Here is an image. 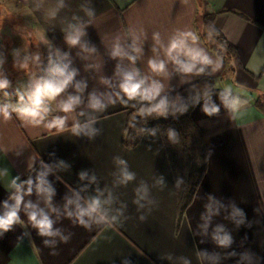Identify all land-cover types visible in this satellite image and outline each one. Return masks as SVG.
Returning <instances> with one entry per match:
<instances>
[{
	"label": "crops",
	"instance_id": "obj_1",
	"mask_svg": "<svg viewBox=\"0 0 264 264\" xmlns=\"http://www.w3.org/2000/svg\"><path fill=\"white\" fill-rule=\"evenodd\" d=\"M0 6L14 15L0 10V80L12 86L18 80L3 64L17 66L9 57L25 46L28 36L16 26L22 21L52 50L55 63L43 83L60 79L57 68L75 73L47 102L40 124L12 110L21 96L27 103L34 80L23 82L28 92L7 87L12 94L0 100V107L10 105V119L0 114V217L16 203L13 180L23 198L19 222L0 229V264H264V112L255 104L264 94V0L201 6L197 0H0ZM199 12H214V25L235 45L230 64L200 38ZM186 32L198 37L189 46L211 61L197 62L190 73L166 53ZM150 60L163 61L164 71L154 72ZM128 73H138L144 87L159 85L154 100L202 78L216 80V90L191 113L208 167L179 225L176 183L158 127L144 131L134 147L123 142L129 113L154 101L125 96L120 85ZM69 97L79 103L62 112ZM93 98L102 107L92 108ZM54 117H66L62 129L46 126ZM93 200L99 209L82 225L77 214ZM32 211L53 221L54 235L39 234Z\"/></svg>",
	"mask_w": 264,
	"mask_h": 264
},
{
	"label": "trees",
	"instance_id": "obj_2",
	"mask_svg": "<svg viewBox=\"0 0 264 264\" xmlns=\"http://www.w3.org/2000/svg\"><path fill=\"white\" fill-rule=\"evenodd\" d=\"M197 1L200 6L206 2ZM214 15V12H199L196 17L197 30L200 38L230 64L238 52L235 45L214 25ZM215 90L214 78H202L129 113L123 136L126 146L134 147L142 133L152 126H157L160 130L176 183L178 225L193 202L208 167L204 135L191 113L200 100L210 96ZM11 94L7 89H0V100ZM160 101L166 103L163 113L148 111ZM255 104L264 112V94L255 98Z\"/></svg>",
	"mask_w": 264,
	"mask_h": 264
},
{
	"label": "clouds",
	"instance_id": "obj_3",
	"mask_svg": "<svg viewBox=\"0 0 264 264\" xmlns=\"http://www.w3.org/2000/svg\"><path fill=\"white\" fill-rule=\"evenodd\" d=\"M155 39H159V34H154ZM188 39H191L193 44L198 40V37L191 33L186 32L182 33L180 37L173 38L166 49L167 56L176 64H178L182 71L186 73H190L195 68L197 62L202 64H209L211 61L209 58L202 53V50L189 46L187 43ZM69 42L73 45L78 43V37L70 38ZM134 51H139L138 48H134ZM114 55L119 54V50L113 53ZM180 56H185L188 59V62H183L180 60ZM129 59L134 63L136 57L130 56ZM149 67L154 72H163L165 68V64L163 61H149ZM219 67V64L217 65ZM199 71H203V69H199ZM55 73L60 79L56 81H46L43 84H37L35 89L28 95L27 103L24 102V97H20V106L13 107L12 110L17 113V115L21 119H27L33 122L34 124H40L45 115L49 112V108L47 107V102L53 101L59 96L71 82L74 72H67L65 68H57ZM138 73H128L124 77L123 83L120 85L121 91L128 97V99H134L139 96L141 99L146 100H154L156 96L159 95V85L153 84L152 87H144L145 81L144 79L137 80L136 76ZM9 85L7 80H0V89H5ZM79 103V97H69L67 102H63L60 105V110L62 112L68 113L73 111L74 106ZM92 108H100L102 105L99 100L93 98V102L90 105ZM236 102L233 103V107L235 108ZM10 105H5L4 107H0V114L4 116V118L10 119V113L8 108ZM166 110L165 101H160L159 104L155 105L153 108L148 111H157L163 113ZM205 111H209L205 108ZM212 112L217 111L216 108L211 109ZM66 117H54L53 120L46 125L48 128H57L62 129L65 123ZM78 128L79 125L74 126ZM125 180H131L132 176L129 174H125ZM29 188L28 193H31V180L28 182ZM13 186L17 188V195H15V205L5 213L4 216L0 217V229L7 231L10 226L14 223L19 222L18 211L20 210V205L22 203V196L19 194L20 187L16 185V181H12ZM42 187H38V191H44ZM99 201L93 200L92 203L88 205L86 209H80L77 217L80 224L86 226V222L84 221V216H91L93 213H96L99 209ZM7 208V204H5ZM32 207L31 204L25 205V208ZM71 215V214H70ZM29 220L32 222L33 226L39 230V234L42 236H51L54 235L52 231L53 221L49 219V217L45 214L37 213L36 211H32L28 214ZM227 242V238L220 241L221 244Z\"/></svg>",
	"mask_w": 264,
	"mask_h": 264
},
{
	"label": "rangeland",
	"instance_id": "obj_4",
	"mask_svg": "<svg viewBox=\"0 0 264 264\" xmlns=\"http://www.w3.org/2000/svg\"><path fill=\"white\" fill-rule=\"evenodd\" d=\"M0 10L6 11V9L2 6H0ZM9 12H4V17H10L14 16L13 14L8 15ZM18 29H21V32L23 31L28 37L25 39V46L20 48V54L18 56H12L11 58L14 63L16 61L17 66L11 69V67L4 63L3 66L5 68V72L7 74H14L15 77L18 76V80L14 81V86L8 85V88L12 89L14 87L17 88V90H26V86L24 83H27V81L31 82L32 80L35 81V86L37 84H42L44 80L47 78V75L50 74L51 69L53 68V65L55 63L54 56L52 55V50L50 47L46 44L44 46H41L39 44V41L35 38L34 33L30 30V28L26 27V22H19L17 25ZM24 41H19V43ZM20 45V44H19ZM20 45V46H21ZM18 58H20L18 60ZM7 62V61H6ZM233 72L239 75L241 72L240 64H234L233 65ZM43 81V82H42ZM7 89L8 91L12 92L10 89ZM31 89V91H33ZM29 91V92H31Z\"/></svg>",
	"mask_w": 264,
	"mask_h": 264
}]
</instances>
